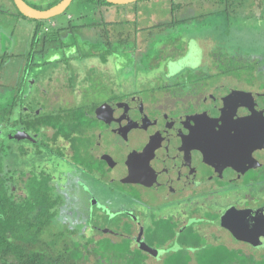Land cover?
<instances>
[{"label": "flooded vegetation", "instance_id": "obj_1", "mask_svg": "<svg viewBox=\"0 0 264 264\" xmlns=\"http://www.w3.org/2000/svg\"><path fill=\"white\" fill-rule=\"evenodd\" d=\"M46 45L43 43L39 49H35L34 44L30 45L25 56L27 59L20 67L17 84L2 108L0 147L4 168L8 166L7 163L12 164L13 148L9 142L5 143L3 135L9 140L27 141L32 145L18 149L24 157H28L32 151L39 155L38 150L43 149L65 159L76 170L106 185L112 192L130 194L138 203L152 208L169 204L179 208V213L169 216L177 227L178 235L200 236L201 232L207 230L212 241L218 244L223 243L219 241L222 234L218 233L223 230L233 242L230 247L234 246L235 249H240L236 247L238 243H251L249 245L252 248L253 242L264 239V64L242 61L232 70L229 62L216 59L219 62L213 64L216 69L214 73H201V69L205 70V67L200 63L192 71L169 75L167 67L176 63L178 56L165 61L161 57L156 65L163 61L161 65L167 70L165 80L158 76L149 80L145 78L150 76H145L146 81L135 79V85L141 81L151 85L144 90V94L137 89L121 93L119 86L113 83V92L106 101L74 106L72 98L79 92V87L76 86V82L80 83L78 75L66 79L64 90L67 92L61 94L58 90L47 89L51 85L54 88L53 84L58 76L63 74L67 77L62 68L69 62H82L88 58H98L104 66L107 65L108 58L112 57L113 65L120 73V50L127 49L129 43L121 46L117 38L111 43L103 39L90 46L88 43H75L59 48ZM97 48L99 51L95 50ZM184 50L186 55L188 46L182 51ZM57 52L72 55L51 60L50 56ZM89 53L93 56L88 57ZM45 66L50 69L44 70L45 75L41 78V70ZM37 78L42 79L45 89L42 88L43 84L37 82ZM41 97L45 99L44 106L36 105ZM27 100L31 102L25 104ZM75 109L83 110L80 121L81 138L75 145L79 150L76 161L72 142L61 136L53 139L56 133L54 129L43 127L38 132H28L25 129L26 123L34 120L33 116L47 115L55 118L60 115L61 121L70 122ZM188 116L205 120V123L197 124L198 127L200 124L206 125L209 130L203 145L200 144V137L196 138L197 134L200 136V131L194 130V137L187 139L185 134L169 129V120ZM125 120L130 123L126 124ZM17 133L19 136L26 133L31 139L15 140L12 136ZM132 137L136 143L131 150L134 156L130 170L141 176L159 177L156 180L161 190L139 182L112 180L111 170L101 159L100 150L104 153L112 150L114 154H120V147ZM138 150L145 152V155H140L143 162L141 159L134 161ZM65 151L70 154L67 155ZM198 152L203 155V159L196 162ZM38 173L40 172L34 174ZM31 174L32 172L17 173L16 182H21L19 178L24 179ZM118 186L119 189H116ZM53 191H56L54 187ZM224 199L225 207L216 214L211 212L217 202ZM202 208H206L204 212L219 218L218 226L212 218L207 220L199 216ZM121 214L113 216L120 217ZM122 215L125 216L124 213ZM124 219L127 220L126 224H130L126 225V233L107 231L101 233L104 236L93 239L119 240L129 233L133 239L132 248L139 249L138 243L143 241L149 248L163 251V255L177 250L176 240L157 247L145 239L147 229H152L153 222L158 218L153 217L146 229L141 226L140 213L139 216L132 215ZM133 220L137 221V225ZM202 236L209 242L205 235ZM142 252L148 259L161 260L162 263V255L154 258L153 255Z\"/></svg>", "mask_w": 264, "mask_h": 264}, {"label": "rangeland", "instance_id": "obj_2", "mask_svg": "<svg viewBox=\"0 0 264 264\" xmlns=\"http://www.w3.org/2000/svg\"><path fill=\"white\" fill-rule=\"evenodd\" d=\"M25 1L36 6L38 10H45L56 0ZM245 1V6L253 3L249 2L250 0ZM260 1L264 5V0ZM227 3L231 9L232 2L228 0ZM224 8L225 2L220 3V0H138L133 3L112 6H98L93 1L72 0L63 14L38 23L35 20L19 17L9 0H0V66L2 67L0 70V108H3L7 100L10 99L11 90L17 84L20 67L27 59L25 56L30 49L31 39L38 24L39 29L34 42L35 49L42 47L45 38L53 41L56 30L64 27L68 28L60 32V42H46V46L59 48L68 44L70 46L73 42H87L89 46L94 45L106 38V35H102V33L107 30V26H98L102 20L115 22V29L113 28L115 32L130 35L127 49L120 50L122 57L120 73L116 71L112 57L108 58V63L104 66L100 64L98 58H88L82 62H69L62 68L67 77L65 78L63 74L58 76L53 84L54 88L51 85L47 89L58 90L62 94L66 91L64 90L66 79L78 75L80 83L76 82V86L79 87V92L72 98L74 106L106 101L113 92V83L119 86L118 90L121 93L137 89L144 94V90L151 86L150 84L146 85L144 81L156 76L165 80L167 70L161 63L167 58L178 56L177 59H179L176 63L168 65L169 75L192 71L198 68L200 63L205 67V70L201 69V73H205V71L214 73L216 72L215 62H219L216 59L229 62L232 70L236 69L235 66L242 61L264 64V10L260 12L257 8H252L250 11L244 9L242 16L238 15L237 18L230 16L227 19L217 12ZM174 17L178 19L181 17L192 18V21L190 24L187 23L188 25H178L160 31L157 29L148 30L151 26L170 21ZM136 29L139 31L135 36ZM196 42L197 44H195ZM185 46H188L186 55H184L185 50L182 51ZM180 54L182 57H179ZM70 55L72 53L63 55L61 52H57L50 58L54 60V58L69 57ZM161 57H163V61L158 66L156 63ZM232 62L236 63L232 64ZM46 69L50 68L45 66L41 70L42 74ZM44 75L40 77L42 78ZM145 76L150 77L145 80ZM135 79H144V81L135 85ZM37 82L43 84L42 79L37 78ZM42 86L45 89L44 84ZM119 91L118 94H120ZM44 100L41 97L36 105L44 106ZM27 102L31 101L27 100L25 104H29ZM54 109L56 108L54 107ZM2 139H5V143L9 142L13 148L12 164L7 163V170L12 171L15 175L19 172H44L52 176L51 184L56 190L54 193L59 194L62 203L52 221L51 231L53 233L64 232L63 240L83 243L89 238L98 239L104 236L101 233L107 231L115 234L126 233V225L130 226V224H126L127 220L124 218L132 215L139 216V213L143 229L150 226L153 217L169 218V216L179 213V208L172 207L171 204L152 208L138 203L130 194L120 195L118 192H112L106 185H102L96 179L76 170L65 159L43 149L38 150L39 155L32 151L28 157H24L18 149L32 146L29 142L9 140L5 135ZM65 153L70 154L69 151H65ZM15 188H18V194H22L21 182H15ZM116 189H119V186ZM225 202V199L219 200L216 206L214 204L215 207L211 212L216 214L222 210L225 207L223 205ZM207 206L209 207L208 203ZM138 209L139 211H137ZM205 209H201L199 216H203L207 220L212 218L215 225L218 226L219 218L204 212ZM120 212L125 216L121 214L120 217H116L120 215ZM136 222L134 221L135 224ZM222 231L218 233L222 234L219 241L223 243L215 244L207 230L201 232L200 237L203 238L202 235H205L206 239L211 242L204 240L205 246L225 247L239 253L242 257L249 256L258 261L263 260V238L258 242H253L252 248L249 245L251 243L244 242V244H234L240 248L235 249L234 246L230 247L233 243L229 240L230 237ZM163 254L162 252L160 255L164 256ZM147 264L162 263L161 260L148 259Z\"/></svg>", "mask_w": 264, "mask_h": 264}, {"label": "trees", "instance_id": "obj_3", "mask_svg": "<svg viewBox=\"0 0 264 264\" xmlns=\"http://www.w3.org/2000/svg\"><path fill=\"white\" fill-rule=\"evenodd\" d=\"M9 1L12 3V0ZM60 1H54L46 9ZM86 1H93L98 6H112L104 0ZM223 1L225 8L217 12L227 19L230 16L232 18H237L238 15L242 16L245 10L250 11L252 8H257L260 12L264 10V5L260 0H247L255 2L253 6V3L245 6V0H230L232 2L231 9H229V4H226L228 0H220V3ZM26 3L38 9L28 2ZM16 12L19 17L27 19L17 10ZM191 21L192 18L181 20L174 17L170 22L155 24L148 30L157 29L160 31L185 23L188 25ZM36 22L41 23L42 21ZM98 26H107V30L102 33V35H106L104 39L106 42L111 43L118 38L121 46L124 43H129V34L114 31L115 22L102 20ZM67 28L57 29L54 40L45 38L44 42H60V32ZM38 29L39 24L35 27L31 46L36 41ZM138 31V29L135 30V36ZM149 33L148 35H150ZM75 43L78 42L72 44ZM97 43L100 42L95 44ZM64 46H69V44ZM95 50L99 51L98 48ZM87 56L93 55L89 53ZM102 56L106 57L105 54ZM1 68L0 66V70ZM1 115L2 108H0V121ZM72 115L73 120L70 122L61 121L60 115L55 118L47 115L33 116L34 120L28 121L25 129L28 132H38L40 128L50 127L56 131L53 139L61 136L70 140L75 147L76 142L81 138L80 121L83 110L75 109L72 111ZM74 149L76 161L79 150L76 147ZM12 153L13 151H11ZM2 162L0 147V264H147L146 254L139 249L132 248L133 239L129 233L119 240L89 238L83 243L63 240L64 232L53 233L51 224L57 215L62 199L53 191L52 177L44 172L32 173L24 179L21 177L18 180L22 182V194H18V188H15L16 175L6 167L4 168ZM176 228L171 218L158 219L153 222L152 229H147L145 233V239L157 247L174 240L178 243L177 250L170 251L163 256L162 264H264V258L258 261L253 257H242L239 253L225 247L205 246L204 239L200 236L186 235L185 237L182 233L178 235Z\"/></svg>", "mask_w": 264, "mask_h": 264}, {"label": "water", "instance_id": "obj_4", "mask_svg": "<svg viewBox=\"0 0 264 264\" xmlns=\"http://www.w3.org/2000/svg\"><path fill=\"white\" fill-rule=\"evenodd\" d=\"M105 2L111 4V5H124L128 3H133L138 0H104ZM72 0H61L56 5L45 9V10H38L30 5H28L24 0H12V3L15 7V9L24 17L36 20V21H45L53 19L56 16H59L64 13L66 8L71 4ZM105 108V107H104ZM103 107L100 109L102 110ZM126 124H129L130 122L128 120H125ZM198 123H205V120H203L200 117L196 116H188L184 118H178L175 120H169V129L174 131H179L181 134H185V138H193L194 130L200 131V136L197 134L196 138L200 137V144L203 145L204 142L207 140L209 135V130L206 127V125L200 124L198 127ZM24 136H19V133L12 136L15 140H22V139H31V137L26 134L22 133ZM132 137L130 141H128L126 144L122 145L120 147V154H114L112 150H109V153H104L103 150H100L101 153V159H103L108 167L111 170V177L112 180H119L123 183H130V182H139L146 185H150L153 187H156L158 190H161L158 187V182L156 178L159 180V177H155L152 175H137L132 169L130 170V164L132 162V158L134 156L133 152L131 151L133 147H135V141ZM191 142V140L189 141ZM145 155V152H140L139 150L136 151L134 161L140 160L143 162L144 159L140 158V155ZM203 159V155L201 153H197L196 162ZM139 249L153 255L155 258L159 257V255L163 251L154 250L152 248H149L143 241H140L138 243Z\"/></svg>", "mask_w": 264, "mask_h": 264}, {"label": "crops", "instance_id": "obj_5", "mask_svg": "<svg viewBox=\"0 0 264 264\" xmlns=\"http://www.w3.org/2000/svg\"><path fill=\"white\" fill-rule=\"evenodd\" d=\"M5 4H6V2H5ZM5 15H8V14H5ZM179 19H181V20H183V19H186V17H181V18H179ZM171 21V20H170ZM170 21H166V22H164V23H168V22H170ZM110 22V21H109ZM158 56V55H157ZM155 59H157V58H155ZM159 59V58H158ZM157 59V60H158Z\"/></svg>", "mask_w": 264, "mask_h": 264}]
</instances>
